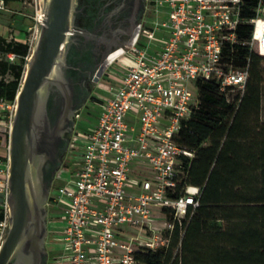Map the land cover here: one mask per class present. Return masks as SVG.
<instances>
[{
    "label": "built area",
    "instance_id": "2783aa9c",
    "mask_svg": "<svg viewBox=\"0 0 264 264\" xmlns=\"http://www.w3.org/2000/svg\"><path fill=\"white\" fill-rule=\"evenodd\" d=\"M148 1L155 17L146 18L136 39L108 63L107 81L98 80L97 120L83 143L77 132L71 143L68 160L72 155L78 164L73 178L57 184L47 201L52 227L63 223L51 236L63 250L59 264H141L136 250L170 245L176 222L183 223L201 194L187 182L195 149L179 139L199 107V81H216L237 106L235 95L249 76L238 48L264 53V0L251 16L242 0ZM0 8H7L5 0ZM34 19L39 30L42 4ZM245 22L251 24L247 37L239 28ZM16 104H7L11 121ZM7 193L8 183L1 241Z\"/></svg>",
    "mask_w": 264,
    "mask_h": 264
},
{
    "label": "trees",
    "instance_id": "16d2710c",
    "mask_svg": "<svg viewBox=\"0 0 264 264\" xmlns=\"http://www.w3.org/2000/svg\"><path fill=\"white\" fill-rule=\"evenodd\" d=\"M260 1L242 0L243 10L255 14ZM239 28L249 36L250 23ZM33 46L0 33V101L16 100ZM237 55L249 65L238 105L216 81H199V107L180 132L195 149L187 182L201 187L199 204L176 222L168 247L134 252L141 264H264V53L240 47ZM0 159L8 162L2 153ZM5 217L0 201V222Z\"/></svg>",
    "mask_w": 264,
    "mask_h": 264
},
{
    "label": "water",
    "instance_id": "95a60500",
    "mask_svg": "<svg viewBox=\"0 0 264 264\" xmlns=\"http://www.w3.org/2000/svg\"><path fill=\"white\" fill-rule=\"evenodd\" d=\"M75 1L42 0L38 35L10 125L8 228L0 243V264H44L48 259L45 202L49 170L60 164L67 145L65 133L88 97L79 92L85 69L68 58ZM100 73L98 69L97 80Z\"/></svg>",
    "mask_w": 264,
    "mask_h": 264
},
{
    "label": "flooded vegetation",
    "instance_id": "af4514ba",
    "mask_svg": "<svg viewBox=\"0 0 264 264\" xmlns=\"http://www.w3.org/2000/svg\"><path fill=\"white\" fill-rule=\"evenodd\" d=\"M149 6L150 3L148 0L75 1L74 29L71 38L72 42L68 51V58L78 68H84L86 71L83 87L79 89L81 95L84 92L88 94L86 102L89 100L93 85L97 81L96 71L100 69L101 73L98 78L100 79L108 63L121 52L126 44L134 41L141 33ZM73 70L74 72L78 71L76 69ZM82 107L76 110L74 125L65 133L67 145L60 155V164H53L49 170L48 178L51 180V183L45 202L48 229L45 245L48 250V259L44 264L51 262V252L53 250L51 240L53 231L51 224L52 208L48 205L47 201L52 190L58 184L56 182L59 178L58 176L68 164L71 143L74 134L77 132L76 123L78 118H76V114L81 111Z\"/></svg>",
    "mask_w": 264,
    "mask_h": 264
},
{
    "label": "rangeland",
    "instance_id": "374dc122",
    "mask_svg": "<svg viewBox=\"0 0 264 264\" xmlns=\"http://www.w3.org/2000/svg\"><path fill=\"white\" fill-rule=\"evenodd\" d=\"M41 4L42 0H12L10 3H7L6 9L0 8V33L6 35L8 38L17 37L29 40L30 42H33L35 44L38 35V25L34 19V16H36L37 10L39 9ZM154 17V11L152 9H149L146 18L152 19ZM124 59L127 58L124 57ZM98 80L93 85V90L89 97V100L82 107L81 115L77 119L76 134L79 133L81 135L77 140L79 145L83 143V136H85V134L94 126L100 111L99 99L95 97V94L99 92V87L97 86ZM101 81H107L105 76L101 78ZM12 111V105L9 106L7 104L0 103V153L7 156ZM262 119L264 120V92L262 97ZM129 123L131 125L135 124L133 120L130 119V117ZM77 165L78 164L76 157L71 155L68 160L67 166L62 169L61 176L56 180V182L62 185L67 184L69 179L73 178V169H75ZM7 177L8 165L7 163L0 161V201L5 200ZM62 225V221H57V227L59 229L62 227ZM62 251H60L59 253H61Z\"/></svg>",
    "mask_w": 264,
    "mask_h": 264
},
{
    "label": "crops",
    "instance_id": "0c3cea01",
    "mask_svg": "<svg viewBox=\"0 0 264 264\" xmlns=\"http://www.w3.org/2000/svg\"><path fill=\"white\" fill-rule=\"evenodd\" d=\"M53 229H54V231L58 230L57 222H55L53 224ZM52 245H53V250L51 252L52 259H51V262L49 264H59L58 253H59L60 245L56 244V242H54Z\"/></svg>",
    "mask_w": 264,
    "mask_h": 264
}]
</instances>
